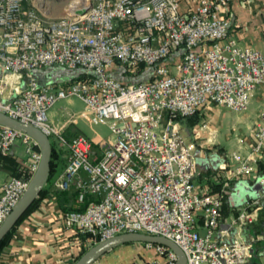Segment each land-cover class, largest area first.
I'll return each mask as SVG.
<instances>
[{
    "label": "built area",
    "instance_id": "2783aa9c",
    "mask_svg": "<svg viewBox=\"0 0 264 264\" xmlns=\"http://www.w3.org/2000/svg\"><path fill=\"white\" fill-rule=\"evenodd\" d=\"M230 2L199 0L187 14L183 0H71L54 18L27 0H0V112L40 128L53 136L59 152L66 150L55 190L75 189L78 202L86 194L95 197L83 210L62 215L65 229L79 237L80 250L120 233L141 232L176 242L187 264H246L253 244L264 240V230L248 240L215 237L223 199L196 183L197 144L186 138L180 121L210 104L244 111L255 89L264 90V52L230 35L225 14ZM116 65L126 79L149 76L122 81L107 72ZM52 66L83 75L63 84L38 79L37 71ZM71 96L84 102L82 113L109 125V139L93 143L82 133L68 139L65 125L47 120V109ZM16 140L29 156L31 176L0 182V225L40 159L33 138L0 126L2 154ZM232 156L237 163L232 177L254 173L264 160V108L251 149ZM261 183L264 187V175ZM263 197L248 200L233 224H254ZM145 246L157 254L146 264H177L168 246Z\"/></svg>",
    "mask_w": 264,
    "mask_h": 264
},
{
    "label": "crops",
    "instance_id": "0c3cea01",
    "mask_svg": "<svg viewBox=\"0 0 264 264\" xmlns=\"http://www.w3.org/2000/svg\"><path fill=\"white\" fill-rule=\"evenodd\" d=\"M198 2L199 0H183L182 8L188 14ZM225 14L230 19V35L235 37L241 46L258 48L264 52V0H231ZM115 69L117 68L110 70L115 71ZM42 73L37 72V74ZM41 80L48 81L45 76ZM210 105L200 110V113L204 115L201 122L191 127L181 122L186 138L197 144L195 156L199 175L196 183L210 188L212 192L218 187L217 185L221 184L222 191H224V217L215 237L248 240L262 233L264 227L259 228L255 224L245 226L233 224L234 216L248 200L254 199L251 196L242 199L238 187L253 185L258 177L261 178L264 175V172H261L258 165L257 170L246 177H232V171L237 165L232 155L234 152L246 155L251 149L253 128L259 120L260 111L264 108V90L262 87H257L244 111L225 117L226 134L230 138L234 137L229 140L232 144L229 149L219 140L224 120L216 115L210 116L214 110H222V105L216 104L215 107ZM60 125H65L64 135L68 139L79 133L84 134L72 116L65 118ZM9 153L21 163L28 164L29 156L21 141L20 143L15 141ZM60 153L63 162L55 177L47 184L48 192L39 206L28 214L14 230L8 243L0 252V264H72L73 259L80 253L79 237L65 229L62 225V215L65 212L64 208H78L82 202L77 201L75 189L68 190L65 195L57 196L53 188L54 179L65 166L66 150L62 149ZM203 160L206 162L199 164ZM9 177L11 175L0 168V182ZM121 248L111 250L100 260L104 264H122ZM263 251L264 240L255 242L252 250L253 256L246 264H264Z\"/></svg>",
    "mask_w": 264,
    "mask_h": 264
},
{
    "label": "rangeland",
    "instance_id": "374dc122",
    "mask_svg": "<svg viewBox=\"0 0 264 264\" xmlns=\"http://www.w3.org/2000/svg\"><path fill=\"white\" fill-rule=\"evenodd\" d=\"M71 0H27L29 4L34 5L36 8L43 10L46 9L47 15L49 17H58L63 14V9ZM118 72L123 73L122 66L116 65ZM42 75L47 78L50 82H56L58 84H63L72 79V77H77L82 70L79 69H67L58 66H52L42 70ZM107 72L111 73L112 71L107 68ZM119 80H124V77H121L118 74L113 75ZM136 76V77H135ZM133 77L129 76L126 82H138L144 81L148 78V73L138 74ZM210 106L215 107L216 104H211ZM222 110H214L210 116L216 115L219 119H223L224 123L221 125V133L219 134V140L222 145L226 146L229 149L232 144L228 137L227 133V123L225 122V117L232 116L237 113V111L225 108L223 106ZM85 109L84 102L76 96H71L67 98H61L56 100L46 111L47 120L55 125H60L65 118L73 116L76 120L77 126L80 130L87 135L93 143H99L102 139H109L111 136V130L108 124L99 122L93 115L82 113ZM52 144H54L53 136L49 137ZM20 143V140H16ZM62 159L58 161L57 171L62 165ZM259 185L258 191H245L242 189V186H239L238 189L241 193V198L246 199L248 196L251 198H257L259 196H264V187L261 183V178L258 177L255 181ZM245 186V185H244ZM238 191V190H237ZM146 242L132 241L122 244L119 247L121 248V257L120 260L122 264H146L148 261L154 259L157 254H155L154 249H148L145 246ZM155 254V255H154ZM74 261V259H73ZM73 261L71 263H73Z\"/></svg>",
    "mask_w": 264,
    "mask_h": 264
},
{
    "label": "water",
    "instance_id": "95a60500",
    "mask_svg": "<svg viewBox=\"0 0 264 264\" xmlns=\"http://www.w3.org/2000/svg\"><path fill=\"white\" fill-rule=\"evenodd\" d=\"M84 11L85 9L78 10L77 13L82 14ZM37 72L36 75L38 76V79H43L44 76L42 74H37ZM0 126H7L28 134L36 141L40 151V159L38 161L37 169L33 173L28 187L0 225L1 241V239L15 226L32 202L39 196L41 190L47 183L50 173L52 144L48 135L40 128L24 123L2 112H0ZM205 162L206 161L203 160L200 161L199 164H204ZM242 189L244 192H256L259 190V185L255 182L253 185L242 186ZM132 241L166 245L177 254V264H187V256L184 250L176 242L164 236L150 235L141 232L120 233L111 238L95 243L88 247L72 264H91L93 261L100 259L111 250L124 243Z\"/></svg>",
    "mask_w": 264,
    "mask_h": 264
},
{
    "label": "trees",
    "instance_id": "16d2710c",
    "mask_svg": "<svg viewBox=\"0 0 264 264\" xmlns=\"http://www.w3.org/2000/svg\"><path fill=\"white\" fill-rule=\"evenodd\" d=\"M123 73L118 72V68L115 69V71L111 72V74H121V77H124V75H127V72L124 70V68H122ZM83 73L80 72L78 74L77 77L82 76ZM77 77H72V79L77 78ZM125 80V77H124ZM42 81V80H41ZM204 119V115H202L200 113V110L197 111L195 114L191 115V116H187V117H181L180 121L183 123H186L188 126H193L199 122H201ZM52 144V143H51ZM37 150H39V147H35ZM61 153L54 147V145L52 144V153H51V159H50V173H49V177L47 180V183L45 184V186L43 187V189L41 190L39 196L32 202V204L28 207V209L24 212V214L20 217V219L17 221V223L15 224V226L1 239L0 241V252L3 249V247L8 243L9 238L12 236L14 230L17 228V226L23 221V219L30 214L32 211H34L40 204L41 200L45 197L46 193L48 192V187L47 184L51 182V180L55 177L57 171V164L58 161L61 159L60 157ZM0 168L1 170L7 172L8 174L11 175V177H19V178H29L31 176V172L29 170L28 164H23L21 163L19 160L16 159V157H14L11 153H7V154H2L0 152ZM259 169L261 170V172H264V160L260 161L259 163ZM218 187L215 188V190H213V192H219L222 196V199H224V191H222V186L217 185ZM219 188V189H218ZM57 196H62L65 195L67 193V191H62V190H56L55 191ZM76 195H78L77 191H76ZM95 197L92 194H86L84 196L83 202L81 204V206H79L78 208H64L63 210L69 211V210H83L86 205L91 201L94 200ZM223 212H224V208ZM257 227L259 228H263L264 227V202H263V206L259 212V217L257 219V221L254 223ZM88 247H84L80 250V253L75 257L74 261L87 249ZM156 254V252H155ZM154 254V255H155ZM157 257V255H156ZM155 257V258H156Z\"/></svg>",
    "mask_w": 264,
    "mask_h": 264
}]
</instances>
